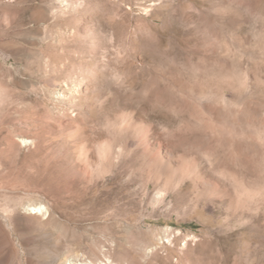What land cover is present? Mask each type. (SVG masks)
Listing matches in <instances>:
<instances>
[{"label":"rangeland","instance_id":"obj_1","mask_svg":"<svg viewBox=\"0 0 264 264\" xmlns=\"http://www.w3.org/2000/svg\"><path fill=\"white\" fill-rule=\"evenodd\" d=\"M95 246L264 264V0H0V264Z\"/></svg>","mask_w":264,"mask_h":264},{"label":"bare ground","instance_id":"obj_2","mask_svg":"<svg viewBox=\"0 0 264 264\" xmlns=\"http://www.w3.org/2000/svg\"><path fill=\"white\" fill-rule=\"evenodd\" d=\"M76 89L77 90H81L82 89L81 84H79ZM228 123H230V122L228 121ZM246 124L247 123H246V121H245V119L243 117H240L239 118V122L238 123H234V122H231L230 123V125L233 128H236L239 131H241L242 129H244L245 126H246ZM42 209H45V207L42 204H40V203L39 204H33V205H31L29 207V212L35 214L37 212H40ZM95 250L96 251H99V252H103V251H101L98 248V246H95ZM95 250H93V253H94V257L93 258H87V257H85V258H83L82 261H80L78 263H74V264H121V262L119 260H116L115 257L112 256V254H109L107 252H103L104 257L106 258L105 260L102 259V258H100L99 255L96 254V251Z\"/></svg>","mask_w":264,"mask_h":264}]
</instances>
